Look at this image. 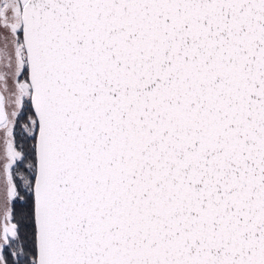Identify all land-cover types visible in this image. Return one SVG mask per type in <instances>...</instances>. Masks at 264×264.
I'll use <instances>...</instances> for the list:
<instances>
[{"label":"snow or ice","instance_id":"obj_1","mask_svg":"<svg viewBox=\"0 0 264 264\" xmlns=\"http://www.w3.org/2000/svg\"><path fill=\"white\" fill-rule=\"evenodd\" d=\"M0 264H264V0H0Z\"/></svg>","mask_w":264,"mask_h":264}]
</instances>
